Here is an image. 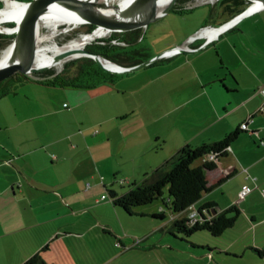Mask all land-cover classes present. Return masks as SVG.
I'll use <instances>...</instances> for the list:
<instances>
[{
	"label": "crops",
	"instance_id": "obj_1",
	"mask_svg": "<svg viewBox=\"0 0 264 264\" xmlns=\"http://www.w3.org/2000/svg\"><path fill=\"white\" fill-rule=\"evenodd\" d=\"M209 26L215 25L195 32ZM163 59L146 66L149 72L122 76L120 84L25 82L50 89L43 105V88L0 99V264H27L36 254L50 264H81L75 249L86 236L111 231L100 228L111 207L98 205L118 177L139 183L185 145L221 141L239 127L244 132L208 171L210 190L190 214L198 217L208 202L218 211L243 203L247 211L255 197L264 209V8L200 51ZM246 185L252 192L241 198ZM227 187L232 201L222 200Z\"/></svg>",
	"mask_w": 264,
	"mask_h": 264
},
{
	"label": "rangeland",
	"instance_id": "obj_2",
	"mask_svg": "<svg viewBox=\"0 0 264 264\" xmlns=\"http://www.w3.org/2000/svg\"><path fill=\"white\" fill-rule=\"evenodd\" d=\"M1 2L2 7L0 8H4L6 3L4 0ZM117 3L115 2V4ZM184 9L189 12L178 16L175 15L176 12L172 11L167 14V17L160 18L150 23L147 27L142 28L140 31L142 37L140 40L132 43L131 47L143 49L142 51L146 57L156 58L163 52L174 48L179 44L182 37L189 32L193 31L192 33H196V29L209 23L215 25V27L219 26L228 18L217 1L194 6L193 8H189L186 5ZM62 28L66 29L67 27L62 26ZM41 31L45 33L47 29L42 28ZM84 33H87V28L85 25H81L68 33L59 35L57 42L62 45ZM6 35L14 37L13 34ZM111 35L99 38L98 40L109 39ZM98 40L88 46L97 43ZM12 41L13 38L7 40V42L1 41L0 56ZM113 43H116V41ZM200 43H203V41H198L196 45ZM80 59L71 60L61 68L55 67L49 69L55 70L57 74L64 73L68 65ZM161 59L163 58L157 61ZM161 64L162 62L158 63V65ZM75 68L76 65H70V69L75 70ZM144 68L127 73L124 76L149 72L148 69ZM30 76L35 80L41 78L34 75V73ZM118 82L120 84V81ZM32 87L37 89L43 88L40 89V96L46 102L39 99L40 104L48 103L50 100L49 95L44 94L42 96V93L51 92L49 91L50 89L34 85V83L19 85L16 89L17 93H19L18 97L20 98V93H30L29 88ZM32 95L38 97L37 93ZM118 178L122 182L121 180H117V185L109 188V190L117 189L120 193H126L134 182L132 181L129 184L125 181V178ZM140 179L138 178L137 181H140ZM229 190V187H227L226 194L222 196V200L232 201L231 195L234 191ZM105 193L108 199L105 203L98 205V208L108 205L111 207V211L104 210V224L100 228H109L112 234L105 233L100 229L86 236L81 249L84 254L88 255L86 257L89 259L87 264H96V262H100L101 260L108 261L104 264H264V255L259 253V251H264V222L261 221L264 209L259 202L260 199L257 197L247 201V211L241 207L243 203L236 204L242 213L238 217L236 225L221 237H213L207 232H199L189 239H184L182 235L176 236L171 232L172 217L176 215L167 210L161 200L136 207V215H129L122 208L115 209L119 211L118 214V212H114V209H112L111 195L106 190ZM164 197L168 198L167 189ZM163 208L166 210V219L153 216ZM113 233H119L121 237H124L123 240L126 243V248L115 246L116 239Z\"/></svg>",
	"mask_w": 264,
	"mask_h": 264
},
{
	"label": "trees",
	"instance_id": "obj_3",
	"mask_svg": "<svg viewBox=\"0 0 264 264\" xmlns=\"http://www.w3.org/2000/svg\"><path fill=\"white\" fill-rule=\"evenodd\" d=\"M178 1L182 5L181 7L175 6L174 10L182 15L189 12L184 8L193 0ZM217 3L221 5L223 13L227 14L228 17L219 26L239 15L250 5L248 0H218ZM0 7H2L1 1ZM85 27L87 28V33H91L95 29V26L91 24H87ZM140 31L138 29L127 33H112L109 39L98 40L99 42L88 46V49L125 67L141 64L152 57H146L141 48L131 47L132 43L142 37ZM12 38L13 36L0 34V47L2 46L1 41L7 42V40ZM115 41L116 43H113ZM200 45H197V47ZM164 60L166 59L155 61L153 64H158ZM70 65H76L75 70L70 69ZM70 65L67 66L64 73L57 74L52 69L35 72L34 75L41 77L38 80L33 79L30 75L17 73L0 83V99L6 95L17 93V87L26 81H37L49 86L94 88L101 85H113L127 74L107 72L89 57L72 62ZM242 132H244V128L239 127L226 135L221 141L204 143L198 147L185 145L162 165L146 174L142 181L133 183L126 193L120 195L111 190L110 193L114 205L124 209L129 215H136V207L161 200L163 206L176 215L172 217L171 232L173 235H182L184 239H189L196 233L207 232L213 237H221L236 225L237 219L242 213L238 206L233 205L225 210L217 211L216 205L208 202L200 207L198 217H192L190 213L194 205L210 190L207 175L209 170L216 168L217 161H208L207 157L214 153L219 161L226 155L228 147ZM199 162L202 163L198 164ZM166 189L168 198L164 197ZM203 211H207L208 216ZM153 216L166 219V210L163 208ZM106 232L111 234L110 231ZM114 236L116 246L126 248L121 238ZM75 251L78 255H76L77 258L81 259V264H87L89 259L86 257L88 255L84 254L80 247L76 248ZM259 253L264 255V251H259ZM27 264L50 263L40 254H36L27 261Z\"/></svg>",
	"mask_w": 264,
	"mask_h": 264
},
{
	"label": "water",
	"instance_id": "obj_4",
	"mask_svg": "<svg viewBox=\"0 0 264 264\" xmlns=\"http://www.w3.org/2000/svg\"><path fill=\"white\" fill-rule=\"evenodd\" d=\"M3 1V0H1ZM17 1V0H10ZM178 0H130L125 8L120 7L119 3L113 5L114 14L106 15L98 12V7H104L106 4L99 2V0H29V1H17L24 4L23 13L20 22L7 23L10 25V29H15L13 35V48L15 52V60L3 67H0V83L11 76L21 73L24 75H31L35 72H40L49 69L47 66L37 65V35L39 33V23L44 14L52 7H59L77 15L83 25L91 24L95 26V29L88 33V35L94 34L97 30H106L108 35L112 33H127L142 29L155 22L164 15H167L174 10ZM250 5L239 15L235 16L230 21L222 24L221 26L214 27L209 26L212 29L220 30L226 25L224 30L220 32L217 38L225 31L231 29L243 20L248 14L254 10L264 8V0H248ZM162 4H166L165 8L161 9ZM253 5L255 8L253 11L249 10ZM2 9V8H0ZM13 24V26H11ZM207 28V27H205ZM204 29V28H203ZM199 33V32H198ZM0 34H10L8 32H0ZM197 34V33H196ZM206 41L198 48L191 50L182 48V45L166 52H163L158 57H152L151 59L131 67H125L119 65L102 55L92 52L88 47L83 48V57H89L95 60L99 66L110 73H130L146 66L151 65L160 58L171 57L175 53L192 54L200 51L211 42L216 40ZM99 42V41H97ZM70 53V52H69ZM66 55V54H63ZM63 55H59L56 59H62ZM102 59L115 64L118 68L115 70L109 69L102 64ZM218 211V209H216Z\"/></svg>",
	"mask_w": 264,
	"mask_h": 264
},
{
	"label": "bare ground",
	"instance_id": "obj_5",
	"mask_svg": "<svg viewBox=\"0 0 264 264\" xmlns=\"http://www.w3.org/2000/svg\"><path fill=\"white\" fill-rule=\"evenodd\" d=\"M6 5L4 8L0 9V32H8L13 34L15 29H10L7 23H19L24 4L17 1L4 0ZM209 1V0H203ZM99 2L106 4L104 7H98V12L106 15L114 14L115 2H118L120 7L125 8L130 0H99ZM166 4H162L161 9L165 8ZM255 5H253L249 10L253 11ZM83 25L81 19L72 12L59 7H52L47 11L39 23V33L37 35V65L47 66L48 68H61L67 62L80 59L84 56L82 53L83 48H86L92 42L108 36L106 30H97L94 34L88 35L84 33L79 37L73 38L69 42L60 45L57 42V37L63 33H68L78 26ZM230 25V24H229ZM224 26L220 30L206 28L199 32V36L206 37L209 40L217 38L222 30L227 26ZM62 26L67 27L63 29ZM47 29V32L42 33L41 29ZM70 52V53H69ZM66 54V55H63ZM63 55L62 59H56L57 56ZM15 52L13 48V42L2 52L0 56V67L9 64L15 59ZM102 64L112 70L118 67L110 62L102 59Z\"/></svg>",
	"mask_w": 264,
	"mask_h": 264
},
{
	"label": "built area",
	"instance_id": "obj_6",
	"mask_svg": "<svg viewBox=\"0 0 264 264\" xmlns=\"http://www.w3.org/2000/svg\"><path fill=\"white\" fill-rule=\"evenodd\" d=\"M214 1H218V0H210V1L193 0V1H191L190 3L187 4V7H189V8H193L194 6L203 5V4H206V3H209V2L213 3ZM207 28H209V27H207ZM204 29H206V28H204ZM204 29L200 30V32L203 31ZM198 34H199V33L193 35V36H192V37H191L186 43H184V44L182 45V48H185V49H188V50L194 49V48L189 47V45H190V43H193V42L197 41L198 39H204L205 42H206V41H209V39H207L206 37H201V36H199ZM175 55H178V53H175V54L172 55V56H175ZM260 92H261V94L264 96V88L261 89ZM207 160H208V161H217V162H218V159H217V157H216V154H214V153L210 154V155L207 157ZM251 192H252V189H251L249 186L246 185V186H244V187L242 188V191H241V193H240V197H241V198H245V197H246L248 194H250ZM106 198H107L106 195H103V196H102V200H105ZM191 216H192V217H197L195 214H191Z\"/></svg>",
	"mask_w": 264,
	"mask_h": 264
},
{
	"label": "flooded vegetation",
	"instance_id": "obj_7",
	"mask_svg": "<svg viewBox=\"0 0 264 264\" xmlns=\"http://www.w3.org/2000/svg\"><path fill=\"white\" fill-rule=\"evenodd\" d=\"M179 4H181L179 1H177V4L175 5V6H177V5H179ZM139 30H141V29H139ZM196 41L195 42H193V43H191L190 45H189V47H191V48H195L196 46ZM198 48V47H197Z\"/></svg>",
	"mask_w": 264,
	"mask_h": 264
}]
</instances>
